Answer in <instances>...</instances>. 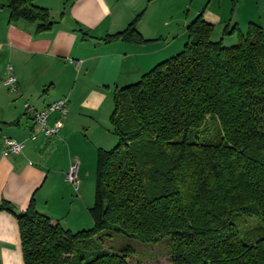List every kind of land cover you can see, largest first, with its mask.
<instances>
[{"label": "trees", "instance_id": "obj_1", "mask_svg": "<svg viewBox=\"0 0 264 264\" xmlns=\"http://www.w3.org/2000/svg\"><path fill=\"white\" fill-rule=\"evenodd\" d=\"M5 6L37 32L53 26L35 0ZM135 21L108 37L142 41ZM212 31L197 15L180 51L115 92L117 141L97 149L91 227L64 228L32 200L22 212L0 203L24 264H130L134 248L112 246L116 235L168 237L169 264H264V28L249 22L230 46Z\"/></svg>", "mask_w": 264, "mask_h": 264}, {"label": "crops", "instance_id": "obj_2", "mask_svg": "<svg viewBox=\"0 0 264 264\" xmlns=\"http://www.w3.org/2000/svg\"><path fill=\"white\" fill-rule=\"evenodd\" d=\"M5 2L0 0V203L22 212L32 200L39 212L70 230L79 226L71 212L80 198L65 173L78 163L85 174L87 158L114 142L115 92L180 51L197 15L222 35L243 33L237 0H35L53 21L42 32L33 23L10 20ZM134 20L142 41L108 37ZM249 22L256 23L248 19L246 28ZM8 65L17 79L14 92L4 85ZM61 98L68 112L58 132L28 139L37 130L32 111ZM57 118L52 113L49 123ZM4 137L25 140L23 150L4 156ZM0 264H24L18 222L6 210H0Z\"/></svg>", "mask_w": 264, "mask_h": 264}, {"label": "rangeland", "instance_id": "obj_3", "mask_svg": "<svg viewBox=\"0 0 264 264\" xmlns=\"http://www.w3.org/2000/svg\"><path fill=\"white\" fill-rule=\"evenodd\" d=\"M230 3V0H226ZM238 1V27L241 28L243 33L246 30V25L248 23V19H253L256 23L264 26V0H237ZM247 2H250L247 4ZM250 15V16H249ZM251 17V18H249ZM223 37V44L226 46H230L237 41L236 33L222 35L220 31H213L211 35L212 40H219ZM114 138V142L110 144V148L116 143L117 138L114 135H110ZM107 149H110V148ZM106 149V148H105ZM96 152H93V158L86 160L85 169L86 173L83 174L81 172V166L77 168V178L78 184L77 188L74 191V197H79L78 204L73 206L71 212V218L74 220L77 218L78 221H74L75 223H79V226L72 228V231H78L81 229H87L92 226L91 217H89L88 208L93 204L94 201V181H95V167H96ZM88 173V174H87ZM70 213V212H69ZM88 216V217H87ZM87 218H90L91 225L89 227L84 226V223H87ZM86 219V221H85ZM89 220V219H88ZM84 222V223H83ZM253 224H244L242 226V233L245 235H249L253 233ZM111 242L112 246H121L128 243L134 248V252L130 255L127 260L130 264H169V256L166 252L169 250V238L166 237L160 240L157 243H142L137 240L131 239L128 240L123 236L116 235L108 240ZM107 242H105L106 246Z\"/></svg>", "mask_w": 264, "mask_h": 264}, {"label": "built area", "instance_id": "obj_4", "mask_svg": "<svg viewBox=\"0 0 264 264\" xmlns=\"http://www.w3.org/2000/svg\"><path fill=\"white\" fill-rule=\"evenodd\" d=\"M7 70L8 72L4 80V85L7 89L14 92L17 90V79L12 74L11 72L12 67L10 65L7 66ZM24 106L25 108L29 107L28 103H25ZM54 112L59 114V118H57L53 123H49L50 115ZM67 112H68V108H67L66 98L58 99L48 104L43 109L33 110L31 116L34 122L37 124V130L32 131L29 134L28 139L31 140L36 139L39 133L43 134L46 137L55 135L60 128V122L62 118L65 117ZM3 143H4V147L2 149V154L4 156H7L9 154L20 153L25 146V140L18 141L11 137H4ZM77 168H78V163L72 164L69 166V168L65 173L66 179L71 184H73L75 188H77V184H78Z\"/></svg>", "mask_w": 264, "mask_h": 264}]
</instances>
